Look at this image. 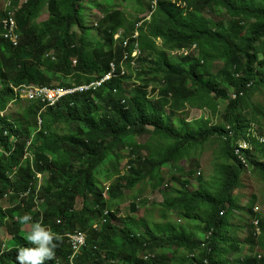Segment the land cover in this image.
<instances>
[{
	"label": "trees",
	"instance_id": "trees-1",
	"mask_svg": "<svg viewBox=\"0 0 264 264\" xmlns=\"http://www.w3.org/2000/svg\"><path fill=\"white\" fill-rule=\"evenodd\" d=\"M110 1L9 0L7 11L13 12L19 41L13 46L0 36V201L8 198V207L0 203V228L6 233L0 264H17V250L31 246L24 236L36 221L64 235L87 234L88 242L74 259L65 236L56 250L62 264H264V214L253 212L254 202L243 207L233 196L244 172L234 145L250 130H264V105L252 104L251 116L244 114L251 97L264 93V0H158L154 7L150 0H120V9ZM97 5L102 15L90 26L85 8ZM128 9L134 14L126 13ZM43 10L48 18L39 21ZM5 15L0 8V22ZM134 32V39H128ZM135 42L141 55L136 81L130 84ZM185 48L189 54H174ZM112 63L117 72L123 66L126 74L54 107L24 100L15 90L23 85L87 84L105 76ZM233 92L238 98L233 99ZM11 104L19 105L17 113ZM190 109L219 119L190 120L185 112ZM145 135L149 140L143 144L139 138ZM208 143L218 146L221 161L214 186L193 169L186 176L166 177L165 165H182ZM251 146L246 151L248 170L264 182V144L253 140ZM127 155L129 168L120 173L119 162ZM193 179L199 180L197 189L190 188ZM106 183L108 199L102 194ZM144 183L151 193L162 194L165 212L150 225L135 216L118 222L117 205L125 200V191ZM145 201L139 204L145 207ZM137 203L135 198L134 215ZM235 212L251 218L241 227L249 235L246 243L230 224ZM24 214L33 218L27 225L17 220ZM147 234L155 239L152 243Z\"/></svg>",
	"mask_w": 264,
	"mask_h": 264
},
{
	"label": "rangeland",
	"instance_id": "rangeland-1",
	"mask_svg": "<svg viewBox=\"0 0 264 264\" xmlns=\"http://www.w3.org/2000/svg\"><path fill=\"white\" fill-rule=\"evenodd\" d=\"M6 0H0V8L5 9L7 3L5 2ZM96 1V4H102L103 2L106 5V0H93ZM120 0H111L114 2L116 7L120 6L118 5ZM88 0H85V4H87ZM41 17L39 18V21L46 20L48 18V14L46 10ZM126 13H129L130 15L134 14L133 9H128ZM85 18L88 22V25L90 26H95L97 19L101 17L102 12L100 11V7H94L92 10L88 9V6L85 8ZM129 26H134V22L132 19H129L128 21ZM74 30V29H73ZM91 33L93 34L94 31L91 30ZM134 39V36L131 35L130 40ZM187 49V50H186ZM190 52L189 48H185L183 50H177L174 52V54L177 56L179 55H186V53ZM218 69L216 68L215 71ZM136 80V76L133 73L132 74V79L129 81L130 84ZM204 80H208L207 77H204ZM35 87H42L39 85H33ZM252 104H261L264 105V93L262 94H255L251 97L250 102H249V108H247L244 112V114L248 117L251 116V112L253 109ZM14 104H11L9 108L14 111V113H17L19 110V106H13ZM17 109V111H16ZM185 112L189 115V119H200L203 116L209 117L213 119V122L217 121L219 117L214 118L205 113L202 110L199 109H190V110H185ZM182 116V115H181ZM264 134V130L259 133L255 132L256 136H262ZM149 140V135H145L139 138V142L146 144V142ZM144 154L148 153V150L143 151ZM27 157V156H26ZM126 160H123L121 163L119 162V167L118 171L125 173V171L129 167V157L128 155L126 156ZM218 157V146H215V144L208 143L202 150H197L196 153L191 155L190 160H185L181 163L177 164L175 166H168L165 165L163 168V172L166 173V177L168 178L169 175L171 174H176L177 176H186V173L190 170L193 169L194 171L200 172L201 173V178L204 183L210 184L211 186H214L215 182L217 181L218 173H217V168L216 165L218 163H221L220 160L217 159ZM244 168V167H243ZM198 175V174H197ZM169 182L166 181L165 185H169ZM199 185V180L193 179L191 182V189H197ZM166 188V186H165ZM164 188V189H165ZM169 188L171 186L169 185ZM125 200L122 203H118V217L120 218L118 222H122L123 219H126L129 216H135L138 220H144L147 224L153 223L154 220H159L160 215L163 211L161 204L163 203V197L162 194L159 192L151 193V186L148 183L140 184L137 186L133 191H125ZM233 196L235 198H238L240 200V204L243 207H250V204H254L255 209L257 208L256 211H261L264 212V182L260 180V177L258 175H254L250 172L248 169H244V172L241 175V187L237 190L234 191ZM135 198H137V214L134 215L132 214L131 211V205L134 203ZM146 200V205L145 207H142V204H139L141 202H144ZM2 207L6 208L8 206V198H4L2 201H0ZM7 205V206H6ZM43 210V207L40 208ZM123 211V212H122ZM255 210L253 212L255 214H258ZM144 217V218H143ZM251 222V218H248L245 216H242L241 213L235 212V215L233 216V219L230 221V224L237 227V237L239 240L243 242H247L248 240V232L244 228L243 225L245 222ZM242 227V228H241ZM5 229L0 228V242L4 241L5 244V237L6 233L4 231ZM4 236V237H3ZM248 246L245 247V253H248ZM259 251V249H258Z\"/></svg>",
	"mask_w": 264,
	"mask_h": 264
},
{
	"label": "built area",
	"instance_id": "built-area-1",
	"mask_svg": "<svg viewBox=\"0 0 264 264\" xmlns=\"http://www.w3.org/2000/svg\"><path fill=\"white\" fill-rule=\"evenodd\" d=\"M152 7H154L158 0H150ZM11 4L7 2L6 8L4 9L6 11L5 17L0 22V36L3 37L6 41L10 42L13 46L18 45L19 41V35L17 34V26L16 21L13 15V12L7 11L8 7ZM122 31H119L118 34L114 35V39H119ZM137 32H134L132 36H136ZM131 37V36H130ZM128 37V39H130ZM128 40H124V44H127ZM196 50V45H194L191 48V52ZM190 52L186 53L189 54ZM141 55V51L138 47V43H134V48L131 53V64L133 66L136 65L138 57ZM128 54L124 55V59H128ZM138 68L135 66L133 73L135 74V71H137ZM126 70L122 66L120 72H117L115 64L110 65L109 72L103 76L100 79H96L90 83L82 84V85H75L70 87H63V86H42V87H35L33 85H23L16 89L17 93L20 95L21 98L30 100V101H39L42 104H44L47 107H53L56 106L58 103H60L63 99L68 98L70 96H76L81 95L84 93L96 91L100 89L104 83L111 81L112 79L118 78L119 75H125ZM120 77V76H119ZM237 93H232L233 99L238 98ZM253 140H256L260 144H264V134L262 136H256L255 131L252 129L250 132L245 136V138L239 140L234 145V154L237 156V159L240 161L241 165L244 167V169H248V163L246 160V151L251 149V144ZM129 168V167H128ZM105 190H109V186H105ZM108 194H104V197L107 198ZM254 210L256 211L257 208ZM258 214H261L264 212L256 211ZM258 221L255 222L256 225H258ZM258 234L260 235V230H257ZM67 239L69 240V243L71 245V249L73 252V259L79 254L82 247L85 245V235L80 232H75L72 235H67ZM75 249V250H74ZM72 258H70V262L73 261Z\"/></svg>",
	"mask_w": 264,
	"mask_h": 264
},
{
	"label": "clouds",
	"instance_id": "clouds-1",
	"mask_svg": "<svg viewBox=\"0 0 264 264\" xmlns=\"http://www.w3.org/2000/svg\"><path fill=\"white\" fill-rule=\"evenodd\" d=\"M5 2H9V0H6ZM118 33L119 32L115 34ZM106 185H108L110 188V183H106L104 185V188ZM105 199H108V197ZM32 219L33 218L30 214H24L23 216L17 218L18 222L21 225H27L30 221H32ZM65 238L66 237L64 234L57 231H53L50 226H45L42 221H36L31 223L28 233L24 236V239L27 244L31 246L20 247L17 250V264H45L46 261H54L56 258V250L63 245ZM3 249H6V244L3 245ZM67 262L68 263L66 264H69V260H67ZM55 264L62 263L60 259H58Z\"/></svg>",
	"mask_w": 264,
	"mask_h": 264
},
{
	"label": "bare ground",
	"instance_id": "bare-ground-1",
	"mask_svg": "<svg viewBox=\"0 0 264 264\" xmlns=\"http://www.w3.org/2000/svg\"><path fill=\"white\" fill-rule=\"evenodd\" d=\"M141 18H142V17H141ZM143 18H144V17H143ZM148 19H149V18H148ZM138 20H141V19H138ZM146 21H147V20H146ZM139 22H140V21H139ZM140 23H141V22H140ZM138 31H139V30H138ZM138 33H139V32H138ZM122 36H123V35H122ZM138 37H139V36H138ZM137 39H138V38H137ZM123 45H124V44H123ZM191 45H192V44H191ZM120 47H121V46H120ZM124 50H125V48H124ZM186 50H187V49H186ZM127 53H128V52H127ZM177 56H178V55H177ZM179 57H180V56H179ZM50 59H51V58H50ZM73 70H74V69H73ZM18 72H19V70H18ZM75 75H76V74H75ZM76 77H77V76H76ZM112 80H114V79H112ZM68 81H69V80H68ZM135 81H136V80H135ZM64 82H65V81H64ZM117 83H118V82H117ZM56 85H57V84H56ZM56 85H55V86H56ZM123 85H124V84H123ZM19 86H20V85H19ZM59 86H61V85H59ZM62 86H63V85H62ZM65 87H66V86H65ZM124 87H125V86H124ZM143 88H144V87H143ZM130 89H131V88H130ZM146 89H147V88H146ZM151 89H152V88H151ZM127 91H128V90H127ZM125 92H126V91H125ZM125 92H124V93H125ZM158 96H159V95H158ZM13 101H14V100H13ZM18 106H19V105H18ZM22 110H23V109H22ZM43 110H44V109H43ZM50 110H51V109H50ZM56 110H57V109H56ZM56 110H55V111H56ZM16 111H17V109H16ZM46 112H47V111H46ZM46 112H45V113H46ZM43 113H44V112H43ZM38 114H39V113H38ZM39 118H40V117H39ZM9 120H10V119H9ZM69 123H70V122H69ZM70 124H71V123H70ZM74 125H75V124H74ZM58 126H59V125H58ZM63 126H64V125H63ZM71 126H72V125H71ZM79 127H80V126H79ZM71 128H72V127H71ZM62 129H64V128H62ZM73 130L75 131V129H73ZM61 132H62V131H61ZM62 134H63V133H62ZM74 134H75V133H74ZM41 139H43V138H41ZM72 139H73V138H72ZM74 139H75V138H74ZM81 139H82V138H81ZM86 139H87V138H86ZM78 140H79V139H78ZM42 141H43V140H42ZM82 141H83V140H82ZM7 142H9V141H7ZM43 142H44V141H43ZM43 142H42V143H43ZM42 143H41V144H42ZM82 143H83V142H82ZM42 145H43V144H42ZM67 145H68V143H67ZM59 146H60V145H59ZM28 154H29V153H28ZM25 158H26V157H25ZM5 164H6V162H5ZM19 167H20V166H19ZM50 167H51V166H50ZM76 169H77V168H76ZM78 170H79V169H78ZM7 176H8V175H7ZM99 176H100V175H99ZM101 176H102V174H101ZM112 176H113V175H112ZM102 177H104V176H102ZM9 178H10V177H9ZM18 178H19V177H18ZM100 178H101V177H100ZM30 179H31V178H30ZM33 180H34V179H33ZM47 180H48V179H47ZM113 180H114V179H113ZM49 181H50V180H49ZM58 181H59V180H58ZM116 181H117V180H116ZM21 182H22V181H21ZM23 182H24V181H23ZM27 182H28V181H27ZM27 182H26V183H27ZM114 182H115V181H114ZM28 183H29V182H28ZM50 183H51V182H50ZM42 184H43V183H42ZM36 185H37V184H36ZM115 185H117V183H116ZM53 186H54V185H53ZM56 186H57V183H56ZM58 186H59V185H58ZM43 187H44V186H43ZM47 187H49V186L47 185ZM50 187H51V186H50ZM59 187H60V186H59ZM128 187H129V186H126V188H128ZM27 188H28V187H27ZM32 189H33V188H32ZM60 189H61V188H60ZM19 190H20V189H19ZM53 190H54V189H53ZM189 190H190V189H189ZM36 191H37V190H36ZM46 191H47V190H46ZM43 192H44V191H43ZM183 192H184V191H183ZM189 192H190V191H189ZM196 192H197V191H196ZM196 192H195V193H196ZM46 193H47V192H46ZM105 193L108 194V193H109V190H105V189H104V191H103L102 194H105ZM110 193H111V192H110ZM193 193H194V192H193ZM193 193H192V194H193ZM39 194H40V193H39ZM187 194H188V193H187ZM187 194H185V195H187ZM198 194H199V192H198ZM200 194H201V193H200ZM202 194L205 195V193H203V192H202ZM73 195H75V194L73 193ZM194 195H196V194H194ZM194 195H192V196H193L192 198H194ZM189 196H190V194H189ZM198 196H199V195H197V198H200V197H198ZM201 196H202V195H201ZM4 197H5V196H4ZM91 197H92V196H91ZM98 197H99V196H98ZM42 198H43V195H42ZM45 198H46V197H45ZM52 198H53V197H52ZM85 198H86V197H85ZM101 198H102V197H101ZM30 199H31V198H30ZM34 199H35V198H34ZM96 199H97V198H96ZM96 199H94V200H96ZM201 199H202V197H201ZM203 199H204V198H203ZM46 200H47V199H46ZM87 200H88V199H86V202H87ZM104 200H105V199H104ZM104 200H103V201H104ZM1 201H2V200H1ZM46 202H47V201H46ZM48 202H50V201L48 200ZM176 202H177V201H176ZM199 202H201V201H199ZM202 202H203V201H202ZM32 203H33V202H32ZM50 203H51V202H50ZM50 203H49V204H50ZM95 203H96V202H95ZM91 204H93V202H92ZM171 204H172V203H171ZM29 205H31V204H29ZM32 205H33V204H32ZM34 205H35V203H34ZM93 205H94V204H93ZM6 206H7V205H6ZM13 206H14V205H13ZM50 206H51V204H50ZM7 207H8V206H7ZM35 207H36V206H35ZM92 207H93V206H92ZM9 208H11V207H9ZM47 208H48V204H47ZM78 208H79V207H78ZM87 208H88V205H87ZM95 208H96V207H95ZM95 208H94V209H95ZM92 210H93V209H92ZM95 210H96V209H95ZM164 210H165V209H164ZM166 210H167V209H166ZM3 211H4V210H3ZM122 212H123V211H122ZM163 212H165V211H163ZM168 212H169V211H168ZM3 213H4V212H3ZM6 213H7V212H6ZM47 213H48V212H47ZM7 214H9V213H7ZM105 215H106V214H105ZM0 216H1V215H0ZM2 218H3V217H2ZM4 218H5V217H4ZM41 218H42V217H41ZM47 218H48V217H47ZM143 218H144V217H143ZM102 219H103V216H102ZM43 220H44V219H43ZM105 220H106V219H105ZM15 221H16V220H15ZM45 221H46V220H45ZM102 221H103V220H102ZM107 222H108V221H107ZM0 223H1V222H0ZM1 224H2V223H1ZM99 224H100V223H99ZM99 224H97V225H99ZM108 224H109V223H108ZM150 224H152V223H150ZM150 224L148 223V225H150ZM100 225H101V224H100ZM104 225H106V224H104ZM2 226H3V225H2ZM106 226H107V225H106ZM151 226L153 227V225H151ZM103 227H105V226H103ZM148 227H149V226H148ZM152 227H151V228H152ZM5 228H6V227H5ZM93 228H95V227L93 226ZM98 228H99V227H98ZM105 228H106V227H105ZM105 228H104V229H105ZM154 228H155V227H154ZM154 228H153V229H154ZM7 229H11V228H7ZM16 229H17V228H16ZM21 229H22V228H21ZM157 229H158V228H157ZM157 229H156V230H157ZM162 229H163V228H162ZM12 230H13V229H12ZM12 230H10V231H12ZM19 230H20V228H19ZM102 230H103V229H102ZM149 230H150V229H149ZM164 230H165V229H164ZM4 231H5V230H4ZM24 231H26V230H24ZM24 231H23V232H24ZM68 231H69V230H68ZM79 231H81V230H79ZM158 231H160V230H158ZM158 231H157V232H158ZM13 232H14V231H12V233H13ZM82 232H85V231H82ZM154 232H155V231H154ZM154 232H153V233H154ZM162 232H163V231H162ZM164 232H165V231H164ZM164 232H163V233H164ZM14 233H15V232H14ZM87 233H89V231H88ZM148 233H149V232H148ZM153 233H152V234H153ZM155 233H156V232H155ZM155 233H154V234H155ZM85 234H86V233H85ZM91 234H92V233H91ZM150 234H151V232H150ZM160 234H161V233H160ZM13 235H14V234H13ZM86 235H87V234H86ZM86 235H85V236H86ZM97 235H98V234H97ZM10 236L12 237V235H10ZM19 236H20V235H19ZM65 236H67V235H65ZM90 236H91V235H90ZM98 236H99V235H98ZM151 236H152V235H151ZM3 237H4V236H3ZM11 237H9V238H11ZM139 237H140V235H139ZM147 237L149 238L148 234H147ZM5 238H6V237H5ZM19 238H20V237H19ZM89 238H90V237H89ZM91 238L94 240L95 237L93 236V237H91ZM91 238H90V239H91ZM118 238H119V237H118ZM152 238H153V237H152ZM95 239H97V238H95ZM114 239H116V238H114ZM114 239H113V240H114ZM13 240H14V238H13ZM65 240H66V239H65ZM118 240H119V239H118ZM149 240H150V242L152 243V241H154L155 239H154V240L152 239V241H151V238H149L148 241H149ZM91 241H92V240H91ZM111 241H112V240H111ZM143 241H144V240H143ZM161 241H162V240H161ZM10 242H11V241H10ZM23 242H24V241H23ZM23 242H21V243L18 242V243H19L18 246H19V245L22 246V243H23ZM85 242H88V241H85ZM155 242H156V241H155ZM24 243L26 244V242H24ZM111 243H113V242H111ZM122 243H123V242H122ZM122 243H121V244H122ZM148 243H149V242H148ZM159 243H160V240H159ZM7 244H9V242H8ZM115 244H116V245H119L120 243H119V244L115 243ZM143 244H146V243H143ZM9 245H10V244H9ZM11 245H12V244H11ZM23 245H24V244H23ZM152 245H154V244H152ZM157 245H159V244H157ZM157 245H156V246H157ZM160 245H161V243H160ZM12 246H13V245H12ZM112 246H115V245H111V247H112ZM121 246H122V245H121ZM140 246H141V245H140ZM149 246H151V245L149 244ZM67 247H68V246H67ZM67 247H66V249H67ZM115 247L117 248V246H115ZM118 247H119V246H118ZM157 247H158V246H157ZM157 247H156V248H157ZM69 248H70V247H68V249H69ZM112 248H113V247H112ZM116 248H115V250H116ZM122 248H123V247H122ZM124 248H125V246H124ZM141 248H142V247H141ZM143 248H144V247H143ZM61 249H62V248H61ZM63 249H65L64 246H63ZM63 249H62V250H63ZM66 249H65V251H66ZM119 249H121V248H119ZM152 249H153V247H152ZM8 250H9V249H8ZM69 250H70V249H69ZM121 250H122V249H121ZM121 250H120V251H121ZM145 250H146V249H145ZM157 250H158V249H157ZM13 251H14V250H13ZM63 251H64V250H63ZM65 251L62 252V256H61V257H63V253H66ZM71 251H72V249H71ZM110 251H111V250H110ZM112 251H113V249H112ZM1 252H3V251H1ZM118 252H119V251H118ZM122 252H126L125 249H124V251L122 250ZM122 252H121V253H122ZM143 252H144V249H143ZM148 252H149V251H148ZM152 252H153V251H152ZM10 253H11V252H10ZM105 253H106V252H105ZM111 253H112V252H111ZM121 253H119V254H121ZM130 253H131V255H132V252H130ZM130 253H128V254H130ZM136 253H137V252H136ZM4 254H7V253L5 252ZM11 254H12V253H11ZM133 254H134V253H133ZM148 254H149V253H148ZM152 254H153V253H152ZM14 255H15V254H14ZM16 255H17V254H16ZM106 255H107V254H106ZM109 255L113 256L112 254H110V252H109ZM115 255H116V254H115ZM136 255H137V254H136ZM5 256H7V255H5ZM67 256H68V254H67ZM119 256H120V255H119ZM121 256H122V255H121ZM121 256H120V257H121ZM132 256H133V255H132ZM150 256H151V255H150ZM1 257H2V256H1ZM65 257H66V256H65ZM89 257H90V256H89ZM120 257H119V258H120ZM133 257H134V256H133ZM153 257H154V256H153ZM14 258H15V257H14ZM108 258H110V257H108ZM111 258L113 259V257H111ZM131 258H132V257H131ZM147 258H148V257H147ZM0 259H1V258H0ZM60 259H61V258H60ZM65 259H67V257H66ZM89 259H90V258H89ZM117 259H118V257H117ZM128 259H129V258H128ZM234 259H235V258H234ZM57 260H58V258H55L54 262H56ZM91 260H92V257H91V259H90L89 262H91ZM108 260H109V259H108ZM61 261H62V260H61ZM64 261L66 262V260H64ZM102 261H103V260H102ZM105 261H106V260H105ZM109 261H110V260H109ZM119 261H120V260H119ZM138 261H139V260H138ZM236 261H237V260H236ZM238 261H239V260H238ZM241 261H242V260H241ZM15 262H16V261H15ZM49 262H50V261H49ZM93 262H94V261H93ZM98 262H99V261H98ZM126 262H128V261H126ZM143 262H144V261H143ZM143 262H142V263H143ZM1 263H2V262H1ZM10 263H11V262H10ZM12 263H14V262H12ZM96 263H97V262H96ZM104 263H106V262H104ZM113 263H114V262H113ZM131 263H132V262H131ZM140 263H141V262H140ZM144 263H146V262H144ZM8 264H9V263H8ZM46 264H48V263L46 262ZM87 264H90V263L87 262ZM91 264H92V263H91ZM94 264H95V263H94ZM151 264H152V263H151ZM177 264H179V263H177ZM235 264H236V263H235Z\"/></svg>",
	"mask_w": 264,
	"mask_h": 264
},
{
	"label": "crops",
	"instance_id": "crops-1",
	"mask_svg": "<svg viewBox=\"0 0 264 264\" xmlns=\"http://www.w3.org/2000/svg\"><path fill=\"white\" fill-rule=\"evenodd\" d=\"M174 221L181 222V220L178 218H174Z\"/></svg>",
	"mask_w": 264,
	"mask_h": 264
}]
</instances>
